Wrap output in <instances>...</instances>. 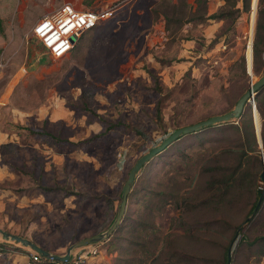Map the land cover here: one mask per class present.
I'll return each mask as SVG.
<instances>
[{
  "label": "rangeland",
  "instance_id": "374dc122",
  "mask_svg": "<svg viewBox=\"0 0 264 264\" xmlns=\"http://www.w3.org/2000/svg\"><path fill=\"white\" fill-rule=\"evenodd\" d=\"M182 1L0 0L1 229L58 255L105 231L141 155L176 127L233 109L263 74L264 0L256 1L253 17V0L247 9L244 0H236L234 16L217 20L199 18L218 12L223 0H209L206 11H194L196 17ZM187 2L195 10L193 0ZM66 3L79 9L113 7L114 14L84 32L69 54L54 58L33 36V27ZM256 98L243 116L251 113L261 142ZM231 122L186 134L145 164L136 174L121 226L141 220L143 240L175 230L174 197L183 195L188 180L196 174V191L204 193L209 166H233L232 155L214 148L239 139L238 119ZM154 194L166 198L159 209ZM196 213L206 221L216 217L201 205L182 220L190 225ZM128 230L117 228L116 244L136 240ZM107 242L89 244L97 251L85 264H119L135 254L111 250ZM189 246L192 253L198 248ZM213 247L205 246V255L217 264L222 250ZM234 248L235 243L231 255ZM34 252L0 237V264H39L32 261Z\"/></svg>",
  "mask_w": 264,
  "mask_h": 264
},
{
  "label": "trees",
  "instance_id": "16d2710c",
  "mask_svg": "<svg viewBox=\"0 0 264 264\" xmlns=\"http://www.w3.org/2000/svg\"><path fill=\"white\" fill-rule=\"evenodd\" d=\"M208 1L209 0H193V4H195V10L193 11L191 8L193 5L189 2H187V4L186 0L184 2L182 1V6L189 7L192 15L196 17L197 15L194 11L199 12V10L203 9L206 11ZM256 1L257 0H255L254 3H256ZM235 5L236 0H223V5L220 6L218 12L212 13L206 17L202 16V18L199 19L217 20L225 17H233L235 12L238 11ZM243 5L244 9H247L248 0H244ZM171 8V12L176 14V5L173 4ZM170 21L171 16L166 18L167 26H169ZM260 30L261 28L259 31ZM78 40L75 41L74 46ZM248 65L250 70L251 54ZM242 95H240L239 98ZM256 97V107L262 119L260 129L261 142H259L257 138L252 115L249 113V117H244V108L240 117L237 118L239 124L235 127L239 131V139H235L231 142L234 146L222 143L214 146L220 153L233 156V166H219L217 164L209 166L206 171L210 178L208 179L207 188L204 193L196 191L198 182V176L196 174L193 175L191 180H188L183 195L174 197L175 210L177 211L175 215L178 219V225L173 227L175 230L169 227V234L166 232L164 234L165 236L162 238L152 237L150 240H143L141 236L143 235L142 232L145 229L143 228L145 225L141 220H135L134 223L132 221L134 225L128 228L127 226H121V219L118 228L132 231L136 240L134 242L129 240L128 243L125 241L126 244L120 246L118 243L116 244L113 238L114 232L105 240L108 241V248L111 250L118 249L121 254L125 251H127L126 254L135 253L133 256L134 258L132 257L130 260H128V257L124 260H118L119 264H212V261L208 260L205 255L207 254V250H205L204 247L209 244L214 248L213 245L215 243L216 245L219 244L222 250L221 259L217 264H240L242 260L245 261V264H260V262L264 260V197L258 204L264 190V184H262L261 179V173L264 169V87L257 93ZM210 117L212 116L206 119ZM222 123H231V125H233L231 121ZM209 127L213 126L211 125ZM178 128L181 127H176L175 130ZM134 130L145 137L142 130L136 127ZM241 138L246 140L244 144L239 143ZM260 143L262 144L261 148L259 147ZM249 160L251 166L249 165ZM131 191L132 189H130L128 197ZM158 195L159 194H154L153 197H158ZM156 199L157 204L155 207L158 209L161 204L166 203V198L164 197H158ZM169 200L172 201V199ZM169 200H167L168 203H170ZM201 205L209 207L211 212H215V219L206 221V218L196 213L195 217L197 220L190 225L182 220L185 214H190L197 206L200 207ZM124 214L126 215L127 212ZM239 229H241L240 232L238 231ZM17 234L21 236V233ZM35 243L44 248L43 245L37 242ZM234 243L235 248L229 261L228 251L234 246ZM189 244H195L196 247H198L194 250V253H192Z\"/></svg>",
  "mask_w": 264,
  "mask_h": 264
},
{
  "label": "water",
  "instance_id": "95a60500",
  "mask_svg": "<svg viewBox=\"0 0 264 264\" xmlns=\"http://www.w3.org/2000/svg\"><path fill=\"white\" fill-rule=\"evenodd\" d=\"M263 87H264V72L259 77V79L255 83H252L251 86L249 87V89L239 98V100L237 101V103L235 104V106L233 107L232 110H230L229 112L223 113V114L212 116L208 119L193 123L191 125H187V126H183L181 128H178L175 131H173L171 134H169L159 145L151 148L149 151H147L146 153L141 155L136 160V162L134 163V165L131 167V169L128 172L127 178H126V180L122 186V189H121L120 203L118 206V210L116 212V215H115L112 223L109 225V227L105 231H103L99 234L89 236L86 238H82L78 242H75V243L69 245L68 248L66 249L65 254H63V255L53 254V253L49 252L48 250L42 248L41 246H39L38 244H36L32 240H30L26 237L20 236L18 234H13V233L8 232L6 230H3L1 228H0V237L4 241H10V242L20 244L24 247H28V248L34 250L35 252L39 253L42 257H44L46 259H54V260H59V261H63V262L68 261L70 259L71 254L75 248L84 247V246H87L89 244H94V243L106 240L107 238L110 237V235L113 232H115L117 230V228L121 222L122 216L125 212V208H126V204H127V197H128L129 192H130V189L134 183L136 174L145 164H147L155 156H157L158 154L163 152L172 142H174L175 140L179 139L180 137H182L186 134L201 131V130H203V129H205V128L213 125V124H216V123L231 121V120L239 118L240 115L242 114L246 104L252 102L254 100L255 96L257 95V93ZM261 179H262V182L264 183V169L261 173ZM263 197H264V190H263V193L259 199L258 204L260 203V201ZM257 207H256V209H257ZM237 234H238V232H237ZM237 234H236V236H237ZM237 239H238V236H237ZM230 255H231V249L228 251L229 261H230Z\"/></svg>",
  "mask_w": 264,
  "mask_h": 264
},
{
  "label": "built area",
  "instance_id": "2783aa9c",
  "mask_svg": "<svg viewBox=\"0 0 264 264\" xmlns=\"http://www.w3.org/2000/svg\"><path fill=\"white\" fill-rule=\"evenodd\" d=\"M113 7L100 10L79 9L66 3L51 14L41 17L33 27V36L54 58L66 56L72 50L74 43L87 30L93 29L99 23L113 17ZM93 245L81 247L72 252L68 261L46 259L39 253L31 255L32 261L40 264H85L89 255L96 253Z\"/></svg>",
  "mask_w": 264,
  "mask_h": 264
},
{
  "label": "bare ground",
  "instance_id": "6f19581e",
  "mask_svg": "<svg viewBox=\"0 0 264 264\" xmlns=\"http://www.w3.org/2000/svg\"><path fill=\"white\" fill-rule=\"evenodd\" d=\"M256 7H257V6L255 5L254 0H253V2H252V6H251V9H252V17H253L254 14H255ZM251 19H252V18H251ZM248 50H249V48H248ZM256 112H257V111H255V124H256V127H257V129H258L257 122H256Z\"/></svg>",
  "mask_w": 264,
  "mask_h": 264
},
{
  "label": "crops",
  "instance_id": "0c3cea01",
  "mask_svg": "<svg viewBox=\"0 0 264 264\" xmlns=\"http://www.w3.org/2000/svg\"><path fill=\"white\" fill-rule=\"evenodd\" d=\"M257 122V121H256ZM258 126V125H257Z\"/></svg>",
  "mask_w": 264,
  "mask_h": 264
}]
</instances>
